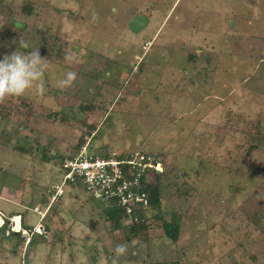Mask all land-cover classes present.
<instances>
[{"label": "rangeland", "instance_id": "rangeland-1", "mask_svg": "<svg viewBox=\"0 0 264 264\" xmlns=\"http://www.w3.org/2000/svg\"><path fill=\"white\" fill-rule=\"evenodd\" d=\"M175 1L0 0V59L20 38V51L49 49L43 91L0 103V218L20 214L30 231L60 159L88 139L90 155L142 151L163 171L148 230L109 223L102 203L66 187L46 238L26 245L6 224L0 264H264V0H177L151 41ZM144 14L156 20L132 34ZM201 48L211 60L193 68ZM161 221L178 225L176 241Z\"/></svg>", "mask_w": 264, "mask_h": 264}, {"label": "built area", "instance_id": "built-area-1", "mask_svg": "<svg viewBox=\"0 0 264 264\" xmlns=\"http://www.w3.org/2000/svg\"><path fill=\"white\" fill-rule=\"evenodd\" d=\"M149 45L147 42L143 50ZM88 146L89 140L73 153L60 159L57 165L59 174L57 181L46 190L48 199L46 210L59 201L65 187H78L84 190L88 198L102 203L104 209L122 212L120 222L126 219L127 227L143 222L145 215L148 214L150 191L156 187L152 175L161 173L159 172L162 171L161 159L151 157L142 151L90 155ZM45 212L37 211L40 221L44 218ZM18 218L21 222V217ZM13 219L12 216L8 218L6 235L14 232ZM16 233L25 238L26 245L34 235L42 238L48 236V231L41 222L30 231L21 230Z\"/></svg>", "mask_w": 264, "mask_h": 264}, {"label": "clouds", "instance_id": "clouds-1", "mask_svg": "<svg viewBox=\"0 0 264 264\" xmlns=\"http://www.w3.org/2000/svg\"><path fill=\"white\" fill-rule=\"evenodd\" d=\"M29 47V43L20 38L16 50L10 54H5L0 59V103H3L9 96L23 95L34 86L39 91H43V85L39 81L49 68V62L41 56L38 48L31 51H20V49H28ZM75 79L76 73L69 71L58 84L60 87H68ZM1 222H3V226L5 221L1 219ZM20 229L25 230L21 222ZM114 251L116 255H122L126 252V246L123 244L117 245Z\"/></svg>", "mask_w": 264, "mask_h": 264}, {"label": "trees", "instance_id": "trees-1", "mask_svg": "<svg viewBox=\"0 0 264 264\" xmlns=\"http://www.w3.org/2000/svg\"><path fill=\"white\" fill-rule=\"evenodd\" d=\"M30 7L25 8V11L28 12L30 11ZM43 48L40 51L41 56L45 57L49 51H47V45H45V43L42 44ZM78 148H76L74 151H76ZM73 151V152H74ZM161 175V173H155L154 175H152V180L156 182V186L158 185V178ZM159 190L157 188L154 187V190L150 191V195H149V201H148V212L151 210L152 207L156 206L159 204V195H158ZM43 201L45 200V198L42 199ZM106 220L107 221H111L114 223L115 226H117V223L119 224L121 221V218L123 217L122 212H116L112 209H108L106 210ZM147 211L145 213H147ZM12 216H16V215H12ZM11 217V216H10ZM149 216L145 215L144 217V221L141 222L140 224H135L132 227L129 226V230L131 231L132 235H135L137 232L139 231H144V230H148L150 225H149ZM142 219V217H141ZM160 219V217H159ZM162 222V221H161ZM162 229L165 233V236L173 241L177 240L178 237V225L174 222L171 223H167V222H162L161 224ZM6 227V222L5 224L0 228V231L3 230ZM23 227V224H22ZM47 227V226H46ZM24 228V227H23ZM128 228V227H127ZM25 229V228H24ZM48 229V228H47ZM13 234V233H11ZM14 235V234H13Z\"/></svg>", "mask_w": 264, "mask_h": 264}, {"label": "crops", "instance_id": "crops-1", "mask_svg": "<svg viewBox=\"0 0 264 264\" xmlns=\"http://www.w3.org/2000/svg\"><path fill=\"white\" fill-rule=\"evenodd\" d=\"M176 2H177V0L175 1V3L171 6V8H170V10H169V12L167 13V15L165 16V18H164V20L162 21V23L160 24V26L158 27V29H157V31L155 32V35L151 38V41H154V38L157 36V34H158V32H159V30H160V28L162 27V25L164 24V22H165V20L168 18V16L171 14V12L172 11H174V7H175V5H176ZM144 16H146L147 18H148V24H147V26L143 29V30H141L138 34H141L143 31H145L148 27H151V25L154 23V21L156 20V18H153L154 16L153 15H151V16H148V15H146V14H144ZM129 21V20H128ZM127 21V22H128ZM129 23V22H128ZM230 23V22H229ZM230 25V24H229ZM128 29V28H127ZM129 30V29H128ZM130 31V30H129ZM131 32V31H130ZM132 33V32H131ZM60 34H62V33H60ZM133 34V33H132ZM138 34H135V35H138ZM64 36V35H63ZM58 37V36H57ZM58 39H59V37H58ZM146 42V41H145ZM147 42H148V40H147ZM56 43L57 44H59V40H56ZM143 47V46H142ZM147 50V49H146ZM145 50V51H146ZM73 51L74 50H72L71 52V55L72 56H76V54H74L73 53ZM198 51V50H197ZM196 51V49H192L191 50V53H192V55H191V58H188V60H187V62L186 63H188V62H191L192 60H193V64H192V67L193 68H195V66L196 65H198L197 63H196V60L197 61H200V62H202V64H205V62H208V61H210L211 59L209 58V57H207V56H205L206 55V52L205 51H203V48H201L198 52ZM117 53L119 54V56H121L122 55V52L121 51H119V50H117ZM68 55L69 54H67L66 53V56L68 57ZM194 55V56H193ZM137 57L135 56V59H136ZM140 60V59H139ZM141 79H143V76L141 77ZM129 83H130V81L129 82H127L126 83V85L125 86H128L129 85ZM133 84V83H132ZM135 86H136V84L134 85V86H129V88H127V87H122L123 88V90H121V91H119V94H120V92H121V94H120V96H119V94H118V97H117V99H115V100H113V105L114 104H117L120 100H123L121 97L122 96H126L125 94H133V93H135V95H133L134 97H136L137 96V93H138V91L139 90H137L136 88H135ZM125 98V97H124ZM123 101H125V100H123ZM126 102V101H125ZM112 105V106H113ZM111 106V107H112ZM95 116V115H94ZM69 187V186H68ZM66 188V187H65ZM64 193H65V189H64ZM42 196H45V194L44 195H42ZM60 206H58L57 207V210L59 211V208ZM15 215H20V214H15ZM12 216V215H11ZM20 217H21V223L23 224V217L20 215ZM46 219V218H45ZM7 222V221H6ZM38 222H39V219H38ZM38 222L36 223V224H38ZM109 223H110V221H109ZM7 224V223H6ZM35 224V225H36ZM44 224L47 226V223H46V220H45V222H44ZM34 225V226H35Z\"/></svg>", "mask_w": 264, "mask_h": 264}, {"label": "water", "instance_id": "water-1", "mask_svg": "<svg viewBox=\"0 0 264 264\" xmlns=\"http://www.w3.org/2000/svg\"><path fill=\"white\" fill-rule=\"evenodd\" d=\"M148 24V18L144 15L133 16L128 23V29L133 34H138ZM16 235V233H14Z\"/></svg>", "mask_w": 264, "mask_h": 264}, {"label": "bare ground", "instance_id": "bare-ground-1", "mask_svg": "<svg viewBox=\"0 0 264 264\" xmlns=\"http://www.w3.org/2000/svg\"><path fill=\"white\" fill-rule=\"evenodd\" d=\"M89 140V139H88ZM107 154V153H106ZM147 154V153H146ZM152 157V156H151ZM155 158H158V157H155ZM160 159V158H159ZM162 168V166L160 167V169ZM159 172H161V174H162V172L163 171H159ZM155 182V181H154ZM44 197H46V194H45V196ZM62 197V196H61ZM47 198V197H46ZM61 199V198H60ZM60 199H59V201L57 202V203H59L60 202ZM57 203H54L53 205H51L50 206V208L48 209V210H46V212H45V216H44V218L40 221L42 224H43V222H44V220H45V218H46V215H47V213H48V211L55 205V204H57ZM106 210V209H105ZM13 221H12V224H13V230H14V232H21V229H20V219L18 218V216H13ZM44 225V224H43ZM45 227H46V225H44ZM46 229H47V227H46ZM48 230V229H47ZM32 238V237H31ZM30 242H31V239H30ZM29 242V243H30Z\"/></svg>", "mask_w": 264, "mask_h": 264}]
</instances>
